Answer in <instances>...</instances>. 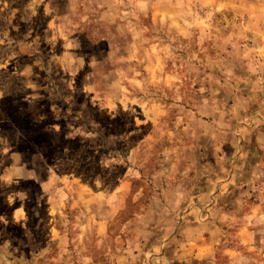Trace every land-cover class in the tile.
I'll use <instances>...</instances> for the list:
<instances>
[{"label":"rangeland","instance_id":"374dc122","mask_svg":"<svg viewBox=\"0 0 264 264\" xmlns=\"http://www.w3.org/2000/svg\"><path fill=\"white\" fill-rule=\"evenodd\" d=\"M0 264H264V0H0Z\"/></svg>","mask_w":264,"mask_h":264}]
</instances>
